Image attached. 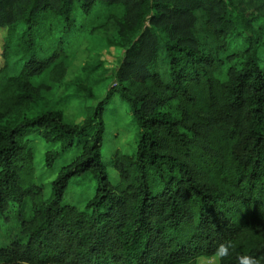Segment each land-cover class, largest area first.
<instances>
[{"label": "trees", "instance_id": "obj_1", "mask_svg": "<svg viewBox=\"0 0 264 264\" xmlns=\"http://www.w3.org/2000/svg\"><path fill=\"white\" fill-rule=\"evenodd\" d=\"M259 18L232 0H0V215L25 201L30 209L19 236L0 246V264H197L200 257L264 264ZM86 36L123 49L116 86L81 123L60 109L30 115ZM45 72L48 83L32 82ZM115 93L139 136L134 154L112 156V184L102 110ZM31 135L51 146L47 168L78 150L51 181L49 198L37 182ZM82 175L96 182L92 196L83 208L62 202Z\"/></svg>", "mask_w": 264, "mask_h": 264}, {"label": "rangeland", "instance_id": "obj_2", "mask_svg": "<svg viewBox=\"0 0 264 264\" xmlns=\"http://www.w3.org/2000/svg\"><path fill=\"white\" fill-rule=\"evenodd\" d=\"M245 13L258 14L260 21L264 17V0H232ZM4 30L0 29V65L2 64L1 49ZM123 49L108 43L96 36L84 37L75 52L66 60L67 72L58 85L49 84V89L43 93V98L33 105L30 115H35L44 109H60L64 119L72 123H81L98 101L103 99L108 90L116 86L115 74L121 65ZM34 84L48 83L47 72L32 79ZM125 84L134 92L136 85L128 80ZM82 87L91 89L88 97ZM102 110L105 125L102 158L106 165L109 180L112 184L118 182V175L110 165L116 151L126 155L134 154L137 148L139 130L131 116V112L117 93L108 98ZM33 165L37 182L41 185L45 198L51 196V181L64 164L70 162L78 153L77 149L58 158L52 167L44 165V152L50 148L48 143L39 136L31 135ZM54 147V146H53ZM86 175V174H85ZM96 188V182L88 176L75 177L64 193L62 202L83 208ZM30 217L29 204L22 206L10 205L6 216L0 215V246L8 245L19 236L20 219ZM197 264H217V258L200 257Z\"/></svg>", "mask_w": 264, "mask_h": 264}, {"label": "clouds", "instance_id": "obj_3", "mask_svg": "<svg viewBox=\"0 0 264 264\" xmlns=\"http://www.w3.org/2000/svg\"><path fill=\"white\" fill-rule=\"evenodd\" d=\"M217 252L220 256H225L228 254V248L224 244H221ZM241 264H259V261L251 257H244L241 261Z\"/></svg>", "mask_w": 264, "mask_h": 264}]
</instances>
